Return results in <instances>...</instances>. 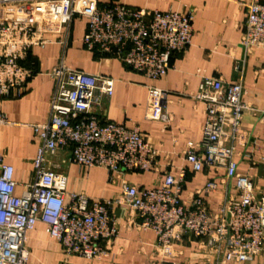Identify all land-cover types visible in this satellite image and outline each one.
<instances>
[{
	"label": "built area",
	"instance_id": "built-area-1",
	"mask_svg": "<svg viewBox=\"0 0 264 264\" xmlns=\"http://www.w3.org/2000/svg\"><path fill=\"white\" fill-rule=\"evenodd\" d=\"M241 5L247 10L241 47L246 51L264 48V0H244ZM0 8L23 13L0 21V100L24 96L35 74L34 64L28 65L31 50L51 43L48 26H63L68 33L76 17L87 20L86 50L151 80L166 77L172 56L192 45L193 9L149 10L121 0H0ZM68 42L66 38L61 44L66 48ZM244 64L236 66L240 74ZM50 77L55 89L49 119L33 126L39 141L33 162L35 181L23 194H16L14 168L0 156V264H29V233L38 223L60 243L67 258L101 260L120 233L112 215L116 205H126L134 213L128 227L156 234L160 264H246L264 251V194L258 195L251 178L238 173L232 147L248 110L241 82L206 77L192 94L204 105L205 122L202 141L187 143L186 160L195 173L205 167L225 169L228 186L223 203L212 212L201 198L190 205L181 199L185 171L177 177L167 174L158 188L140 189L123 181L122 197L112 200L68 193L67 175L49 165L59 152L66 154L63 163L103 169L111 180L157 170L160 152L138 127L104 118L114 94L112 78L64 63L54 67ZM168 96L167 91L150 89V107L165 123L170 122ZM0 121H4L1 116ZM218 188L209 182L198 195ZM229 188L235 193L229 194ZM185 237L200 241L205 254L201 262L180 260L183 252L175 244Z\"/></svg>",
	"mask_w": 264,
	"mask_h": 264
},
{
	"label": "crops",
	"instance_id": "crops-1",
	"mask_svg": "<svg viewBox=\"0 0 264 264\" xmlns=\"http://www.w3.org/2000/svg\"><path fill=\"white\" fill-rule=\"evenodd\" d=\"M122 1V0H121ZM244 0H132V7L149 10H195L192 45L182 53L172 56V68L160 80H151L118 61L99 60L98 56L83 46L87 20L73 19L69 31L63 26H48L51 40L45 48H33L28 65L34 64L35 74L27 84L21 98L0 100V156L14 168L16 194L21 195L35 181L33 166L39 141L33 126L49 119L50 103L55 82L50 77L60 63L90 75L103 74L115 82L114 94L108 100L104 118L127 127L136 126L143 136L160 152L157 170L144 173H126L121 178L100 168H82L73 163H63L66 154L59 152L50 158L49 165L59 168L68 177V193L83 194L93 200L121 198L122 183L140 189L160 187L167 174L178 176L185 171L181 199L192 204L196 198L204 200L208 209L215 212L227 196L225 169L205 167L202 172L191 170L186 160L188 142L202 141L205 110L202 102L193 99L203 78L220 79L225 83L241 82L248 106L244 112L239 138L232 144L238 173L253 181L256 193L264 194V48L246 51L241 47L245 32L247 10ZM137 2V4L135 3ZM145 2L141 5V3ZM140 3V4H139ZM136 4V5H135ZM20 10L0 8V21L22 16ZM69 38L65 48L62 41ZM244 62L243 73L236 66ZM159 88L169 93L165 123L150 107V89ZM209 182L219 185L208 195L198 192ZM235 191L229 188V194ZM120 225V233L110 245L108 255L101 260H85L77 256L67 258L60 243L46 233L45 225L38 223L29 233L27 245L29 264H160L155 244L157 236L152 231L128 227L134 213L126 205H116L112 212ZM200 241L187 237L175 244L183 252L182 262L199 263L204 252ZM44 257V263L41 259ZM246 264H264V251Z\"/></svg>",
	"mask_w": 264,
	"mask_h": 264
},
{
	"label": "rangeland",
	"instance_id": "rangeland-1",
	"mask_svg": "<svg viewBox=\"0 0 264 264\" xmlns=\"http://www.w3.org/2000/svg\"><path fill=\"white\" fill-rule=\"evenodd\" d=\"M122 2H124V3H126V4H128V5H134V4H131V3H133L132 2V0H122ZM136 4H137V2H135ZM145 2H143V3H141V5L140 6H142V4H144ZM135 4V5H136ZM140 4V3H139ZM138 5V4H137ZM42 261V263H44V257L41 259Z\"/></svg>",
	"mask_w": 264,
	"mask_h": 264
}]
</instances>
